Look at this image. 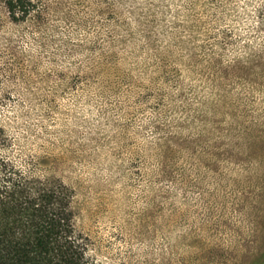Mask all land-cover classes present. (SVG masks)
Instances as JSON below:
<instances>
[{"label": "rangeland", "instance_id": "1", "mask_svg": "<svg viewBox=\"0 0 264 264\" xmlns=\"http://www.w3.org/2000/svg\"><path fill=\"white\" fill-rule=\"evenodd\" d=\"M0 0L5 155L75 191L101 264H264V0Z\"/></svg>", "mask_w": 264, "mask_h": 264}, {"label": "trees", "instance_id": "2", "mask_svg": "<svg viewBox=\"0 0 264 264\" xmlns=\"http://www.w3.org/2000/svg\"><path fill=\"white\" fill-rule=\"evenodd\" d=\"M37 0H5L10 17L23 20ZM11 135L0 123V264H101L89 238L75 225V191L56 176L5 155Z\"/></svg>", "mask_w": 264, "mask_h": 264}]
</instances>
